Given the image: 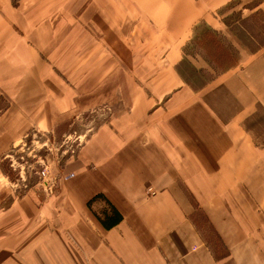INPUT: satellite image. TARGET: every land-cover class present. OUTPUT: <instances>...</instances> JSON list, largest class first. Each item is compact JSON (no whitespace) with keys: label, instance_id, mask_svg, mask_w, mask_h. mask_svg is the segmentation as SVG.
Returning a JSON list of instances; mask_svg holds the SVG:
<instances>
[{"label":"crops","instance_id":"1","mask_svg":"<svg viewBox=\"0 0 264 264\" xmlns=\"http://www.w3.org/2000/svg\"><path fill=\"white\" fill-rule=\"evenodd\" d=\"M234 1L0 0V157L103 117L56 191L0 205V264H264V0L231 31ZM221 35L235 62L193 65Z\"/></svg>","mask_w":264,"mask_h":264},{"label":"rangeland","instance_id":"2","mask_svg":"<svg viewBox=\"0 0 264 264\" xmlns=\"http://www.w3.org/2000/svg\"><path fill=\"white\" fill-rule=\"evenodd\" d=\"M20 1L11 0L10 4L17 9L21 5ZM257 3L258 0L234 1L229 11L231 16L224 21L226 28L233 31L235 26L246 24V20H242L236 10L243 4L254 8ZM200 42L202 41L196 38L186 48L192 56L193 65L200 61L209 65L212 71L217 72L235 62L237 52L234 47L236 46L225 35L218 38L217 48L211 42L203 47ZM188 69L186 66L185 70L188 71ZM195 84L198 85V80ZM1 97L8 103V99L2 95ZM4 105L0 103V112L6 108ZM102 118L96 112L82 115L76 121L75 119L69 121L64 128L53 132L30 131L20 144L0 157V205H7L26 192L34 193L39 190L44 194L56 191L58 180L81 164V144L102 121Z\"/></svg>","mask_w":264,"mask_h":264},{"label":"trees","instance_id":"3","mask_svg":"<svg viewBox=\"0 0 264 264\" xmlns=\"http://www.w3.org/2000/svg\"><path fill=\"white\" fill-rule=\"evenodd\" d=\"M259 4H260V2L257 3V5H259ZM258 12L261 13V10L259 9ZM118 218H119V216L111 217V218H110V222H111V223H114Z\"/></svg>","mask_w":264,"mask_h":264}]
</instances>
